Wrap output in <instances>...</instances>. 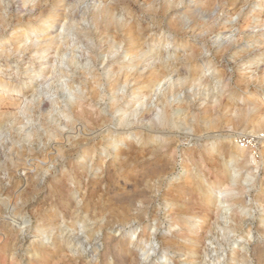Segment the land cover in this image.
<instances>
[{
  "label": "bare ground",
  "instance_id": "6f19581e",
  "mask_svg": "<svg viewBox=\"0 0 264 264\" xmlns=\"http://www.w3.org/2000/svg\"><path fill=\"white\" fill-rule=\"evenodd\" d=\"M186 1L18 0L15 4L0 0V141L4 134L13 136L11 146L4 147V158L1 156L6 179L0 182V196L6 199L0 200V264H18L16 253L23 248L32 252L28 264H142L157 254L156 249L146 250L143 244L159 239L167 250L156 256L159 259L174 253L181 258L177 262L170 258L172 264H208L206 241L226 219L232 229L226 235L239 233L248 242L247 247L229 256L230 264H264V246L255 243L254 227L246 229L256 218L249 211L245 213L249 207L244 201L249 189L264 187L259 178L264 172V65L253 64L264 56V39L246 35L258 46L254 50L247 45L234 62L235 71L225 73L229 62L225 58L240 49L244 39L237 37L219 46L225 63L219 61L218 69L208 57L217 41L207 39L219 29L232 30L234 16L238 24L248 20L246 0H193L198 13L186 6L182 16L186 20L173 16L181 5L189 3ZM258 2L259 9L252 17L264 23V0ZM228 8L224 18L230 23L219 28L221 13ZM162 42L167 45L163 47ZM77 45L84 47L82 54ZM69 49L71 55L67 54ZM21 58L30 64L15 67L14 77L20 79L18 75L27 67L36 70L26 88L24 83L5 78L11 61ZM218 72L217 80L206 75ZM38 79L39 84L33 87ZM42 96L48 97L45 100ZM141 106L145 109L138 110ZM128 113L130 118L138 115L141 123L129 122ZM22 117L34 118L27 120V125L35 127L26 139L29 147L22 143L23 147H18L19 126L25 122ZM224 126L234 133L211 135ZM181 131L206 139L205 146L197 143L189 150L180 148L185 175L176 180L172 175L180 153ZM239 131L258 137L259 145L245 149L234 136ZM26 154L32 157L24 162ZM73 156L80 160L69 163L67 169L57 168ZM21 168L27 179L17 195L19 182L15 184L14 179ZM211 170L227 178L218 196L211 194L221 185L214 176L207 177L214 174ZM47 175L52 181L45 198L52 203L41 204L32 229L21 210L44 190ZM90 178L94 181L83 182ZM168 181L163 194L168 208L165 217L172 222L170 228L177 226L182 232L161 236V225L153 232L154 227L145 225L135 241L126 237L133 222L140 224L148 217L153 196ZM186 191L197 197L195 201L190 198V205L183 196ZM262 192L264 196V189ZM74 195H79L78 201ZM196 208L200 214L192 213ZM9 217L20 223L18 228L9 223ZM66 220L68 228H75L77 222L83 225L89 244L100 240L103 249L94 262L79 252L74 256L69 249L74 240L53 234ZM260 221L257 230L264 234V215ZM50 232L53 245L48 247L39 235ZM27 233H32L28 239L24 236ZM100 233L103 235L98 237ZM61 240L65 249L56 250Z\"/></svg>",
  "mask_w": 264,
  "mask_h": 264
},
{
  "label": "rangeland",
  "instance_id": "374dc122",
  "mask_svg": "<svg viewBox=\"0 0 264 264\" xmlns=\"http://www.w3.org/2000/svg\"><path fill=\"white\" fill-rule=\"evenodd\" d=\"M5 1H14V3L15 4H17L18 3V0L16 1V0H5ZM189 3H188V2ZM186 1V4L187 5H181L180 6V8H179V10L178 11H176V12H174V13H172V15L173 16H176L175 14H178V17H180L181 16V18H183L184 17V13H185V11H187V8H186V6L188 7V6H191V7H189V8H191V10H192V8H193V10H194V12H195V10H196V13H198V9H197V6H196V8L194 9V3H193V0L191 1V0H187ZM251 0H246V7H245V14L246 15H248L249 16V18H248V20H246L245 22L244 21H242V22H240V24H238V22H239V19H238V17H236V16H234V17H232V20H231V18H229V20H231L232 21V24H231V26H232V30H230V31H228V32H223L222 30H218L219 32H217V33H215V34H213L212 36H210L207 40H209L211 43H213V42H216L217 41V43L212 47L213 49H212V52H211V54L208 56V57H210L209 59L215 64V66H217V69L218 68H220V65L223 63V65H224V61L225 60H227V59H229V60H227V62H228V64L226 65V67H225V73H227L228 71H235L234 69H236V64H234V62H236V60H237V57L239 58L240 57V55L242 54V51H244L248 46L247 45H249L250 44V46H251V48H253L254 50L256 49V47L258 46V44H254V41L253 40H255V39H253V38H249V37H246V35L248 36V35H250V36H257L258 37V35H259V38H263L264 39V23H260V20L259 21H257L258 19H256V18H254V17H252V15H253V13L255 12V11H257L258 9H259V2H258V0L256 1V0H252L251 2H250ZM190 4V5H189ZM194 4V5H193ZM249 4V5H248ZM186 9V10H185ZM230 9L228 8V10L227 9H225V11H224V13H221L222 15H223V17H222V22L220 21V23H221V25L219 26V28L222 26V25H224V24H228V23H230V21H226L225 20V18H224V16L226 17V15H227V12L229 11ZM184 11V12H183ZM200 11V10H199ZM260 12H262V10H259ZM183 14H181V13ZM218 13H220V12H218ZM183 16V17H182ZM251 16V17H250ZM142 18V17H141ZM17 19L18 18H15V23L17 22ZM142 19H144L143 21H149V18H142ZM146 19V20H145ZM255 19V20H254ZM183 20H186V18L184 19L183 18ZM255 21H257V23L255 22ZM14 23V24H15ZM261 24H263V27L261 26ZM234 25V26H233ZM230 26V27H231ZM261 26V27H260ZM56 29H58V26L55 28V30ZM249 29V30H248ZM242 31H243V33H242ZM248 33H247V32ZM59 32V31H58ZM57 32V33H58ZM218 34H221L220 36H218ZM237 34H238V36H237ZM243 34V35H242ZM245 34V35H244ZM55 35H56V33H55ZM218 36V37H217ZM237 37H242V39H244L243 40V44L241 45L242 47H240V49H236V50H234V52L233 51H231V53L229 52V54H230V56L229 55H227V57L225 58V60H223V59H221V57H220V49L222 48V47H224V45H226L227 43H231V42H233V40H236V39H238ZM214 38V39H213ZM216 38V39H215ZM246 38H248L247 40H246ZM259 38L257 39V40H259ZM250 39V40H249ZM75 41V40H74ZM213 41V42H212ZM158 40L155 42V44L156 45H158ZM211 43H208V46H210L209 44H211ZM251 43H252V45H251ZM161 45H163V47L164 46H166L167 45V43H165V42H162L161 43ZM256 45V46H255ZM78 46V45H77ZM82 46V45H81ZM80 45L78 46V48H80V49H78V52L80 51V53L82 54V50H83V48L81 47ZM208 46H207V50H208ZM221 48H220V47ZM245 47V48H244ZM155 48H157V46H155ZM218 48H220L219 50H218ZM171 49V48H170ZM217 50H218V53H217ZM76 51V50H75ZM69 52H70V54H69ZM68 55H71V50L69 49V51H68V53H67ZM239 54V55H238ZM67 55V56H68ZM243 55V54H242ZM213 56V57H212ZM219 57V58H218ZM213 58V59H212ZM128 59V58H127ZM127 59H125L124 61L125 62H128L129 61V59L127 60ZM64 60L66 61V57L64 58ZM235 60V61H234ZM219 61H222V63H219ZM262 61V62H261ZM261 61H259V60H257L256 62H254L253 64H254V66L256 65V63H258V65H264V56L261 58ZM231 62V63H230ZM13 63V64H12ZM230 63V64H229ZM238 63V62H237ZM26 64H30V62H28L27 60H24L23 58H21V59H14V60H12L11 61V67H10V69L9 70H11V71H8L7 73H5V75H9L8 77H6L5 76V78H6V80H8V81H10V82H13V83H15V82H19V83H21V84H23V88H26V87H28L30 84H29V82L31 81V78L35 75V69L34 68H30V67H27L26 69H24V73L22 74V75H18L19 77H20V79H17L16 77V75H14L15 73H16V71L14 70L15 69V67H21V68H24V67H26ZM253 64L252 65H250V67H253ZM48 66V65H47ZM101 67V68H100ZM103 67L104 66H99V69L103 72V73H105L104 72V70H103ZM42 68H44V67H41V69ZM185 68H187V67H185ZM13 70V71H12ZM228 70V71H227ZM41 71H43V70H41ZM34 72V73H33ZM1 75V74H0ZM209 78H214L215 80H217V79H219V75H220V72H218V73H208V74H206ZM218 75V76H217ZM14 76H16V77H14ZM217 76V77H216ZM216 77V78H215ZM16 78V79H15ZM39 79H41V78H39ZM38 79V81H35L34 83H33V87L36 85V84H39L38 82L40 81ZM36 80V79H35ZM21 81V82H20ZM26 84V85H25ZM35 89H39L38 88V86H36V88ZM236 89V91L238 92L239 91V93L241 92V90H238L237 88H235ZM242 93V92H241ZM48 96H42L41 97V99H45V98H47ZM46 100V99H45ZM137 107V106H136ZM145 107V106H144ZM143 106H141L140 108H138V110H140V109H145ZM129 108H130V106H129ZM129 114L130 113H128V115L126 116L127 118V120L130 118L129 117ZM119 116V115H118ZM129 117V118H128ZM136 117V118H135ZM135 117L134 116H132L128 121L130 122H140V121H138V115L136 116L135 115ZM23 118V121H25L24 123H25V126H24V123H22V124H20V126H19V130H18V133L20 134L19 135V138H20V140H19V144H18V147H23V145L22 144H24V145H26V146H28V144H29V142H27L26 141V139H27V137H28V135H29V132H31L32 130L34 131V129H35V127H33V125H27V120H32V119H34V118H30V119H25V117H22ZM27 118V117H26ZM141 123V122H140ZM139 123V124H140ZM39 124V123H38ZM28 126V127H27ZM21 127V128H20ZM225 128V129H224ZM27 129L29 130V131H27ZM26 130V131H25ZM31 130V131H30ZM223 130V131H222ZM221 132H219V131H215V133H213V134H211L212 136H220V135H223V134H227V132H228V134H231L232 132H233V130H232V128H227L226 126H224L221 130H220ZM28 132V133H27ZM188 132H190V131H181V132H179V134H178V137H180L181 135V137H180V143L179 144H181V145H179L178 146V151L180 152L178 155H177V164H176V168H175V171H174V173H173V175H172V178H174V179H176V180H179V179H181L182 177H183V175H185V172H184V170H183V168H182V157H181V155H182V151L183 150H189V149H192L197 143H201L203 146H205L204 145V143H205V139L206 138H197V137H194L193 136V133L192 132H190V133H188ZM181 133H183V134H181ZM234 133V132H233ZM241 133V134H240ZM23 134V135H22ZM25 134V135H24ZM185 134V135H184ZM251 133H242L241 131H239V134H235L234 136L235 137H238V139H237V141H239L240 142V145L241 146H244L245 147V149H247V148H251V149H255L256 148V146L257 145H259L258 143H259V139H258V137H256V136H254L253 134H251ZM5 136H1V139H3V137H5L2 141H0L2 144H0V153L2 154H0V157L2 156H4L5 154L3 153L4 152V150H5V148L4 147H6L7 145L8 146H11V145H9L10 143H11V140L13 139V136H11L10 137V135L7 133V135L6 134H4ZM253 135V136H252ZM7 137V138H6ZM10 137V138H9ZM263 137V136H262ZM24 138V139H23ZM135 139V137L134 136H132V138L131 139ZM188 138H189V140H188ZM130 139V138H129ZM133 139V140H134ZM27 140H29V139H27ZM202 140V141H201ZM25 141H26V143H25ZM181 141L182 142H184V143H181ZM7 142V143H6ZM186 142V143H185ZM192 142V143H191ZM196 142V143H195ZM204 142V143H203ZM22 143V144H21ZM6 144V145H5ZM194 144V145H193ZM5 145V146H4ZM22 145V146H21ZM7 146V147H8ZM124 146V144H122V145H120V147H123ZM29 147V146H28ZM31 147V146H30ZM192 147V148H191ZM27 148V147H26ZM182 149V151H181V149ZM2 150V151H1ZM257 151H255V153H256ZM254 153V154H255ZM27 156H28V158H27ZM32 157V154L31 155H28V154H26V158H24V162L25 161H29V158L30 157ZM2 157L0 158V175H2V176H0L1 178V180L2 181H0L1 183L3 182V181H5V179H4V175H3V173L1 172L2 171V163H3V161H2V163H1V159H2ZM78 157V158H77ZM4 158V157H3ZM256 158H257V160H261V156H260V154H257V156H256ZM77 159H79V156H73V157H71V158H68L67 160L68 161H65V163H62V164H57V168H59V170L61 169V168H63V169H67L68 168V165H69V163H71V162H74V161H76ZM180 159V160H179ZM2 160H4V159H2ZM80 160V159H79ZM30 161H31V159H30ZM70 161V162H69ZM113 161V160H112ZM111 161V162H112ZM180 161V162H179ZM66 164V166L64 167V165ZM91 165V164H90ZM180 165V166H179ZM208 168V167H207ZM207 168H205L206 169V171H207V173L209 174V171H210V169L208 170ZM83 170H86L87 169V166H85L84 168H82ZM21 170V171H20ZM19 171H18V174H17V176L15 177V179H14V183L15 184H17V181L19 182V186H16V187H18V189H17V192L15 193V194H17V195H20L21 194V192L24 190V187H22V185H24L25 184V179H27V176H25L26 175V171H24L23 170V168H21ZM97 171L99 172H97L98 174H101V171L100 170H98L97 169ZM201 171V170H200ZM203 171H204V169H203ZM206 171H205V173H206ZM211 172H213L214 173V170H211ZM204 173V172H203ZM58 174V173H57ZM208 174H206L207 175V177H210V176H214V180H218L219 182H220V187L218 186L216 189H214V190H212L211 191V194L213 195V196H218L219 195V193L222 191V188L224 189V186H222L224 183H225V180H227V178L225 179V177L224 176H218V174H211V175H209L208 176ZM220 175V174H219ZM182 176V177H181ZM264 172L263 171H261L260 173H259V178H260V180L261 181H264ZM58 177V176H57ZM222 178V180H220L221 178ZM224 177V178H223ZM263 177V178H262ZM3 178V179H2ZM17 178H19V179H17ZM50 178V179H49ZM59 178V177H58ZM179 178V179H178ZM17 179V180H16ZM52 178L51 177H49L48 175H47V177H46V180H44L43 181V183H42V185H43V187H42V189H44L42 192H40L39 194H37V196L35 197V198H32L33 200L31 201V202H29L24 208H22V215H24V217L27 219V220H30L31 221V228L33 229V228H35L36 227V224H37V221H38V211H40L41 210V206L44 204L45 205V203H47L49 200L51 201H49L47 204H51L52 203V200L51 199H49L48 201L46 200V196H47V194H48V191H50V189L48 188V186L50 185V183L51 182H49V181H52L51 180ZM25 180V181H24ZM88 179H84V183H89V181L91 182V181H94L93 179H89L88 181H87ZM22 181V182H21ZM24 181V182H23ZM218 181H216V182H218ZM4 183V182H3ZM2 183V184H3ZM20 183H21V185H20ZM48 183H49V185H48ZM170 183H169V181L167 182V183H165L161 188H160V190L159 191H156V193H158V194H156L157 195V197H156V195H154L153 196V200H152V204L150 205V209H149V213H148V217L144 220V222L143 223H137V222H133L129 227H128V231H130V233L129 234H127L126 235V237H129L131 240H136L137 239V235L141 232L140 230H142V228L146 225V226H148L150 229H152L153 227V229L151 230V232H153V230H155V227H157V226H159V225H161L162 227H161V231H160V233H161V236L163 235V233H164V235L165 236H168V235H171L170 233H172V234H180L181 232H182V229L180 228V227H173V228H170V226H171V224H172V222H170V218L168 219V218H166L165 217V212L168 210V208L166 209V204H165V202H164V195H165V193H166V191H167V187H168V185H169ZM18 185V184H17ZM48 185V186H47ZM221 186H222V188H221ZM20 187V188H19ZM19 189H21V190H19ZM263 189H264V187L262 188V189H260V188H258L257 190H253V189H249V193H247V194H245L244 196H245V204H246V208H248V209H246L247 210V212H245V213H248V211L250 212L249 213V215H253V217H254V219L256 220H254V224H250V222L246 225V229H248V228H250V227H254L253 229V231H255L254 232V241H255V243H257V244H259V243H261V244H259V245H262V246H264V234L263 233H261L260 231H258L257 230V228L259 227V225L262 223L260 220H261V218H262V216L264 215V213L262 212L263 210H264V201H262V199L264 200V196L262 195V191H263ZM166 190V191H165ZM253 190V191H252ZM20 191V192H19ZM256 191L257 192H259V193H257L256 194ZM19 193V194H18ZM102 193V192H101ZM217 193V194H216ZM164 194V195H163ZM250 194V195H249ZM256 194V195H255ZM45 195V196H44ZM102 195H105V193H102ZM186 195V196H185ZM247 195H248V197H247ZM258 195L260 196V197H258ZM262 195V196H261ZM77 196V197H76ZM159 196V197H158ZM183 196H184V199L185 200H187V203L190 205V203L192 202V200L193 201H195L196 199H197V197H196V195H195V193H192V192H188V191H186L185 192V194H183ZM190 196V197H189ZM195 196V197H194ZM254 198H253V197ZM3 197V198H2ZM74 197V200H76V201H78L79 199V195H74L73 196ZM257 197V198H256ZM15 197H13V199H14ZM192 200H191V199ZM250 198H252L251 200H249ZM259 198H261V200L259 199ZM6 199V196H0V200H5ZM46 201V202H45ZM157 201V202H156ZM257 201V202H256ZM263 202V203H262ZM261 203V204H260ZM42 204V205H41ZM40 205V206H39ZM248 206V207H247ZM190 207V206H189ZM24 209V210H23ZM229 210V209H228ZM228 210L227 209H225L224 211H226V212H228ZM245 210V211H246ZM165 211V212H164ZM230 211V210H229ZM240 211H242V209L240 210ZM36 212V213H35ZM151 212V213H150ZM154 212L155 213H158V214H154ZM160 213H162V214H160ZM192 213H196V214H200L201 212H200V210L199 209H197L196 208V210L195 211H193ZM228 213H230V212H228ZM37 215V216H36ZM155 215V216H154ZM157 215V216H156ZM251 215V216H252ZM154 217V218H153ZM57 218H59V219H62L63 218V215H58L57 216ZM152 218H153V220H152ZM157 218V219H156ZM9 219V223L11 224V225H20V223H17V224H15V219H14V217H9L8 218ZM156 219V220H155ZM227 221H223V223L220 225V226H218L217 228H215V230H214V232H213V234L214 235H212L208 240H210L209 242H208V240L206 241V249H207V254H209L208 255V258H207V260H208V264H230L231 263V261H229V256H231V255H234V254H236L237 253V251H238V249H241V247H243V246H245V247H247V243L248 242H246V240L245 239H242L241 237H240V235H239V233H238V235H237V233H235V234H228V235H230V237L228 236V235H226L227 234V232H229V231H231L232 229L228 226V224H229V220L228 219H226ZM158 221V222H157ZM193 221V219L190 221V222H192ZM63 222V221H62ZM67 220H66V222H63V223H61V225L62 226H60V228L59 229H56V230H53L54 232H53V234H55L56 235V237H65V238H71V241H73L72 242V244L70 245V246H72V247H70L69 249L71 250V252L72 253H74V256L76 257L77 255H78V252H79V254H82L83 255V257L84 258H86V260L87 261H89V262H94L96 259H97V255H98V253L103 249V247H101L102 246V244L100 243V240H96L95 241V243H93V244H89L88 243V241H87V239L85 238L86 236H85V234L83 235V233H84V231H83V229H82V227H83V225H81V224H79L78 222H77V224H76V226H75V228H72V227H66V225H67ZM156 223V224H155ZM143 224V225H142ZM153 225V226H152ZM249 225H251L250 227H249ZM152 226V227H151ZM223 226V227H222ZM62 227V228H61ZM226 227V228H225ZM230 229H228V228ZM256 227V228H255ZM17 228H18V226H17ZM91 228H93V226H91ZM218 228H219V230H218ZM72 229V230H71ZM170 229V230H169ZM217 229V230H216ZM62 232H61V231ZM74 230V232H72ZM77 230H79V231H77ZM227 230V231H226ZM57 231V232H56ZM59 231L61 232V233H59ZM135 231V232H134ZM181 231V232H180ZM217 233H216V232ZM224 231V232H223ZM64 232V233H63ZM115 232V233H114ZM113 233L116 235H118V233L116 232V231H114ZM259 232V233H258ZM76 233H78V234H76ZM136 233V234H135ZM138 233V234H137ZM59 234V235H58ZM62 234V235H61ZM31 235H32V233L30 234H25L24 236L28 239V238H30L31 237ZM49 235H51V232L50 233H41L40 235H39V238H42V240L44 241V243L45 244H47V246L48 247H50V246H52L53 244V238H51V237H49ZM99 236L98 237H101L103 234L102 233H100V234H98ZM133 235V236H132ZM216 235V236H215ZM235 235V236H234ZM85 236V237H84ZM214 236V237H213ZM225 236L227 237L226 238V240H224L225 239ZM39 238H33V240L34 239H39ZM50 238V239H49ZM81 238H82V240H81ZM231 238V239H230ZM5 239V238H4ZM3 239V240H4ZM51 240V241H50ZM65 240V239H64ZM64 240H61V244H60V246H57V248H56V250H59V249H63L64 248ZM85 240V241H84ZM259 240V241H258ZM63 241V242H62ZM224 241H226V242H224ZM2 242V241H1ZM1 242H0V244H1ZM80 243V244H79ZM225 243V244H224ZM161 244H162V246H161ZM222 244H224V246L222 245ZM247 244V245H246ZM89 245V246H88ZM143 246L144 247H146V250H149V249H151V248H154V249H156V252H157V254H154V255H152V258L150 259V260H152V261H147V262H144V263H142V264H154V263H157V262H159L160 264H172L171 263V261L169 260L170 258H173L174 259V261L175 262H177L178 261V259L179 258H181V257H179L178 255L176 256L174 253H172V254H169V256L167 257V258H164V259H159L158 257H156L157 255H160V254H164L165 252H167V250L165 249V247L163 246V243L161 242V240L159 239V240H157V241H155V242H152V243H144L143 244ZM219 246V247H218ZM234 249H233V248ZM240 247V248H239ZM55 249V248H54ZM65 249V248H64ZM221 249V250H220ZM25 249L23 248V249H19L18 250V252L16 253V261H17V263L18 264H28V262H29V260H27V259H29V257H30V254L32 253L31 251H29L28 253H26L25 251H24ZM55 250V251H56ZM70 250H68V254L69 255H71V256H73V254L70 252ZM236 250V251H235ZM98 251V252H97ZM23 252V253H22ZM19 253V254H18ZM29 255V256H28ZM182 255V254H181ZM249 256H250V254H249ZM212 258V259H211ZM20 259V260H19ZM219 259V260H218ZM93 260V261H92ZM218 260V261H217ZM21 263H20V262ZM211 263H210V262ZM255 261V260H254ZM217 262V263H216ZM182 264H187V263H182ZM254 264H258V262L257 261H255L254 262Z\"/></svg>",
  "mask_w": 264,
  "mask_h": 264
}]
</instances>
